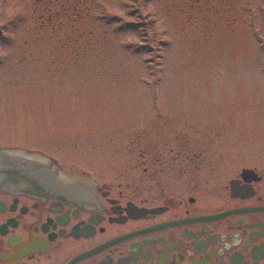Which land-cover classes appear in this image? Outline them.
<instances>
[{"label": "rangeland", "instance_id": "rangeland-1", "mask_svg": "<svg viewBox=\"0 0 264 264\" xmlns=\"http://www.w3.org/2000/svg\"><path fill=\"white\" fill-rule=\"evenodd\" d=\"M157 114L227 158L264 144V0H0V133L120 144Z\"/></svg>", "mask_w": 264, "mask_h": 264}, {"label": "flooded vegetation", "instance_id": "flooded-vegetation-1", "mask_svg": "<svg viewBox=\"0 0 264 264\" xmlns=\"http://www.w3.org/2000/svg\"><path fill=\"white\" fill-rule=\"evenodd\" d=\"M192 118L0 133V264H264V144L227 158Z\"/></svg>", "mask_w": 264, "mask_h": 264}]
</instances>
